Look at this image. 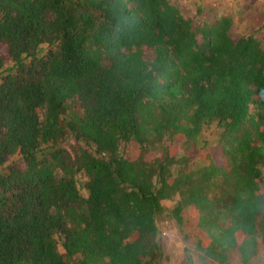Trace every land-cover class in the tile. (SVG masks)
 <instances>
[{
  "label": "trees",
  "instance_id": "16d2710c",
  "mask_svg": "<svg viewBox=\"0 0 264 264\" xmlns=\"http://www.w3.org/2000/svg\"><path fill=\"white\" fill-rule=\"evenodd\" d=\"M230 26L167 0H0V264H158L164 202L204 226L264 200V40Z\"/></svg>",
  "mask_w": 264,
  "mask_h": 264
},
{
  "label": "clouds",
  "instance_id": "9594fccd",
  "mask_svg": "<svg viewBox=\"0 0 264 264\" xmlns=\"http://www.w3.org/2000/svg\"><path fill=\"white\" fill-rule=\"evenodd\" d=\"M264 98V90L260 92ZM264 196V192L257 197ZM264 200L241 198L207 225L162 218L153 224L154 243L167 264H264Z\"/></svg>",
  "mask_w": 264,
  "mask_h": 264
},
{
  "label": "rangeland",
  "instance_id": "374dc122",
  "mask_svg": "<svg viewBox=\"0 0 264 264\" xmlns=\"http://www.w3.org/2000/svg\"><path fill=\"white\" fill-rule=\"evenodd\" d=\"M171 6L177 8L184 15L197 14L199 19L212 21L219 16L230 18V34L235 37L245 35L248 31H256V37L264 40V7L253 0H167ZM214 126L206 128L199 139V144L185 154L190 157L189 165L199 166L207 162V158L219 149L218 137ZM71 144V141L66 142ZM202 144L204 146H202ZM66 145V148L68 146ZM84 195V191H81ZM175 200L164 202L161 211L155 216V221L169 218V212ZM184 221L189 219L183 213ZM162 251V250H161ZM158 264H167L162 251Z\"/></svg>",
  "mask_w": 264,
  "mask_h": 264
},
{
  "label": "built area",
  "instance_id": "2783aa9c",
  "mask_svg": "<svg viewBox=\"0 0 264 264\" xmlns=\"http://www.w3.org/2000/svg\"><path fill=\"white\" fill-rule=\"evenodd\" d=\"M253 1L260 3L264 7V0H253Z\"/></svg>",
  "mask_w": 264,
  "mask_h": 264
}]
</instances>
